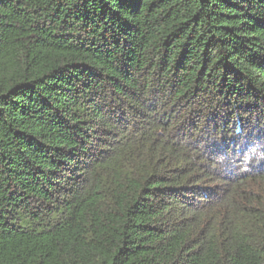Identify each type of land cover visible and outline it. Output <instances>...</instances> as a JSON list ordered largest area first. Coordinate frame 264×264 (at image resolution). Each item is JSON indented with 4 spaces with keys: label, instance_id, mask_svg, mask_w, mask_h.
Instances as JSON below:
<instances>
[{
    "label": "trees",
    "instance_id": "trees-1",
    "mask_svg": "<svg viewBox=\"0 0 264 264\" xmlns=\"http://www.w3.org/2000/svg\"><path fill=\"white\" fill-rule=\"evenodd\" d=\"M258 142L264 0H0V264H264Z\"/></svg>",
    "mask_w": 264,
    "mask_h": 264
},
{
    "label": "clouds",
    "instance_id": "clouds-1",
    "mask_svg": "<svg viewBox=\"0 0 264 264\" xmlns=\"http://www.w3.org/2000/svg\"><path fill=\"white\" fill-rule=\"evenodd\" d=\"M217 161L223 163L227 160L226 156H219ZM264 163V143H256L252 145L242 156L239 157L238 167L241 172H249L253 166Z\"/></svg>",
    "mask_w": 264,
    "mask_h": 264
}]
</instances>
